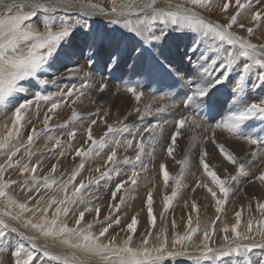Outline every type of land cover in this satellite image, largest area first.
Masks as SVG:
<instances>
[{
	"label": "rangeland",
	"instance_id": "obj_1",
	"mask_svg": "<svg viewBox=\"0 0 264 264\" xmlns=\"http://www.w3.org/2000/svg\"><path fill=\"white\" fill-rule=\"evenodd\" d=\"M15 2L17 4L23 3V1ZM117 2L119 3L120 0H117ZM160 2L166 7L168 4H183L184 0H160ZM77 4L80 7H88L89 4H94L100 8L110 10L112 0H77ZM6 6L7 4L2 5L0 11H4ZM220 6L221 0H212L211 9L197 7L193 10L202 11L211 17L214 16L213 18L217 23H226V18L219 11ZM187 7H191V5H187ZM260 7H264V5ZM253 8L255 10L260 9H257L256 0H253ZM51 10L45 12L36 9V15L30 17L26 23L43 32L42 22L45 19L55 21L56 27L52 29L53 31L58 30L60 22L63 21L64 24L70 26L72 31L66 41L61 42L57 47L44 71L38 73L37 77L20 82V85L29 89V91L14 95L17 98L24 96L31 99L36 91H40L55 98L58 93L66 92L69 87H76L75 84L77 83H79L77 87L80 88L83 80L87 82L90 79L92 85L86 87L84 94L79 97L64 98L62 106L54 113L47 112L50 105H46L44 102H41L38 106L33 104L26 113L25 120L21 125L20 143L26 146V150L22 149L14 160H21L22 164L38 165L35 173L38 180H42L46 176H53L57 181L67 180L82 162L81 157L75 156V150L78 148L86 149L91 143L87 140V135L92 120L97 121L91 127V134L97 140L104 136L109 124L122 127L120 121H123V124L134 126L132 130L135 131V128H143L150 124L159 123L163 127L159 142L154 147L146 145L147 152L150 153V155H142V162L147 166L146 170H140L137 185L131 186V194L127 196L121 208L116 211L115 209H109L108 205L114 203L111 200V192L115 185L127 180V177L131 174L132 167L130 164H120L118 173H112L101 180L98 185L91 186L87 190L88 193L95 194L96 198L92 200V207H99L101 213L98 220L95 219L94 211L86 213L82 223L84 225L94 224L95 227L92 230L98 233L105 217L110 215L113 218L118 217L121 222L119 224L113 223L106 236L109 239L116 238L117 242H122L128 235L127 223L131 221L133 216H136L138 219L137 230L134 234L136 245L142 243V238L149 239V248L158 247L162 240L165 238L167 240L166 251L162 258L157 261V264H264V236L258 231V221L264 220V216L256 207L258 203L264 202V184L256 178L260 170L264 171V154L255 159L253 166L251 165L248 168L245 175H241L229 185V197L226 204L221 206L222 210L219 213L216 212L215 201L211 198L207 188L197 187L198 181L207 184L208 187L217 191V198H221L219 190L211 183L210 178L204 175L203 169L199 165V154L202 150L208 153L206 162L221 178H228L236 174V166L224 160L211 142L213 136L218 143L224 144L241 163L250 160L251 151L256 150L255 146L247 144L242 139H236L230 133L222 130L213 132L211 127L229 114V109L232 108L234 103L232 82L237 78L239 68L242 65L238 62L232 69H225V71H231L229 78L223 84L210 88L208 95L202 98L203 103L193 101L191 104L185 105L183 100L186 98L188 91L185 87L187 81H195L203 72V69L198 70L196 68L200 53L203 52L205 56L212 57L217 61L221 59L220 56L208 50L207 44L193 41L192 33L177 32L173 30L174 26L164 25L157 21L154 28L156 35H161L160 30L162 28L165 29V35L161 39L147 44L134 33L127 31L123 26V18H121L120 23L113 24L111 23L112 18L109 16L108 19L103 18L106 15L105 13L99 15L103 20H94L88 16L81 18L76 14H70L72 12ZM234 10V7L231 8L228 15H232ZM24 11H32V9L25 7ZM248 15L249 13L246 12L239 19V23L251 27L252 25L247 20ZM232 31L250 40L253 44L264 45V25H261L252 36H249L246 30L240 29L238 26L234 27ZM195 44H199L197 51H189ZM224 47L230 48L228 45ZM87 53L96 55L91 62L92 65L83 61V64L90 65H87L88 70L79 72L73 69L75 63H79L76 62L77 59L80 58L81 61ZM240 59L244 61L245 58ZM208 66H211V60L208 61ZM56 67H61L60 75L53 73L56 71ZM222 72L223 69L220 72H213L212 76L219 78ZM262 72H264V69L257 67L251 69L246 79L245 91L242 94L243 104L238 106L264 99V82L259 79ZM40 81L48 82L41 83ZM72 82H74V85H68ZM59 83L61 85H58ZM100 85H106L104 91H100ZM127 87H132L137 92L142 93L139 102L134 99L131 93L126 91ZM161 96L163 99L160 98ZM145 107L150 108L151 114L144 115L141 119L140 114L135 112L137 108L143 110ZM160 107L165 110L157 112L156 109ZM3 108L4 106H0V109ZM12 110V104L7 105V110H0V136L5 134V125L11 127ZM73 111L77 113L78 119L66 124L71 120ZM46 114L52 117L49 120L47 133L44 132L43 123ZM136 114L137 116H135ZM188 116L192 117V120L198 122L201 126L196 127L195 124L186 123L177 137L172 156H169L166 153L171 133L175 131V121ZM32 129H36L39 135L36 136L31 146L27 147V136ZM73 130H75L76 135L72 141H69L67 132ZM241 132L257 138L256 132H264V118L256 116L246 121L241 126ZM48 136L59 137L61 144L53 147L55 140H48ZM121 138L132 137L128 133L116 135V139ZM136 139H139V137H136ZM13 143H16V141H13ZM114 146L109 143L99 156L84 158V167L79 170L74 183L77 185L81 181L87 183L90 178L98 177L99 173L95 171L97 168L105 171V161ZM116 151L119 161H123L125 157L134 159L136 154L134 145L128 149L117 147ZM29 152L33 154L31 157L28 155ZM62 152L63 155H61ZM5 159L6 156L0 155V164L4 163ZM185 159H187V163L181 164L180 162ZM52 165L57 166L54 173L52 172ZM161 165H164V170L169 174L167 185L164 183ZM31 175L33 174L21 175L17 170H7L4 179L5 181L21 182ZM173 178L179 179L182 186L177 189V196L170 202L169 208L165 211L163 198L165 195H171L174 186ZM256 182L258 183L256 184ZM244 184H248V187H245ZM257 185L260 186L257 187ZM126 187L128 186L126 185ZM149 193L153 195L152 209L155 218L153 225H150L147 216V197ZM258 194L259 196H257ZM9 195L13 196L18 203H26L29 207H34L41 197H43L41 201L43 206L49 199H62L64 193L56 190V186L48 190L41 188L39 191L29 192L23 184L18 183L10 188ZM115 202H118V200ZM186 202L187 204H185ZM194 202L197 204L196 212L192 211ZM0 210H3L2 203H0ZM236 211L242 212L238 231L242 234L245 233L248 221L252 220V232L249 234L248 241L241 240L237 244L226 247L223 237L225 235L231 236L230 229L235 224L234 214ZM162 212H164L163 216H161ZM24 216L26 219H37L33 218L31 213H25ZM190 217L192 227H197L198 221L197 233L194 234L192 241H185L182 245L176 244L173 246V240L176 237L187 233ZM217 217L219 219H216ZM66 222L70 227L74 226V219L71 215L67 217ZM206 226L209 229V241H204L203 232ZM19 227L21 231H28L23 229L22 225ZM224 227L229 228L228 233L222 230ZM149 233H151L150 237L148 236ZM157 237L160 239L158 240ZM42 242L45 246L50 247V250L62 254H72L74 251L60 244L59 241L53 242L49 239ZM104 242L108 243V239H105ZM203 243H208L211 248L222 250L228 254L222 255L221 251H217L214 255L205 258L201 255ZM20 244L30 247V243L27 240H22L19 233H8L6 237L0 239V245L3 246V251L0 252V260H3L5 264H12L11 252ZM170 253L172 254L170 255ZM175 253L181 254L177 255ZM36 254L39 255L40 253ZM75 254L80 256L84 264H99V257L84 256L79 252ZM37 264H42V261L38 259Z\"/></svg>",
	"mask_w": 264,
	"mask_h": 264
},
{
	"label": "snow or ice",
	"instance_id": "obj_2",
	"mask_svg": "<svg viewBox=\"0 0 264 264\" xmlns=\"http://www.w3.org/2000/svg\"><path fill=\"white\" fill-rule=\"evenodd\" d=\"M3 4L4 0H0V6ZM187 5H191V7H187ZM211 5L212 0H184L183 4H168L166 7L158 4L157 0H150V2L149 0H120L119 3L117 0H112L110 14L116 17L111 20V23H120L121 18H123V26L127 31L140 37L144 43L151 44L152 41L161 39L165 35V29L163 28L160 30V36H157L154 31L156 22L159 21L161 24L174 26L173 30L177 32L192 33L193 41L207 44L209 51L221 57L217 61L212 57L205 56L203 52L200 53L196 68L198 70L203 69V72L195 81H187L185 87L188 91L186 98L183 100L185 105H189L193 101L203 103L202 98L208 95L210 88L223 84L229 78L231 71H225V69H232L238 62L242 65L239 68L237 78L232 82L233 106L229 109L228 115L211 127L213 132L222 130L230 133L238 140L243 139L247 144L256 146V150L251 151L250 160L241 163L225 145L218 143L213 136L211 142L218 149L220 155L224 160L236 166V174L228 178H221L212 170L206 162L208 155L206 151L202 150L199 154V165L203 169L204 175L210 178L211 183L219 190L221 198H217V191L208 187L207 184L198 181L197 187L207 188L211 198L215 201L216 212L219 213L222 210L221 206L226 204L229 197V185L241 175H245L255 159L264 154V140L241 132V126L246 121L256 116L264 118V99L238 106L243 104L242 94L245 91L246 79L251 69L253 67L264 69V45L253 44L250 40L232 31L234 27L238 26L240 29L246 30L249 36H252L261 25H264V7H260L264 5V0H256V6L260 10L253 8V0H221L219 11L226 18V23L211 21L193 11L197 7L211 9ZM77 6H79L77 0H64L62 4H57L56 0H47V2H44V0H23V3L20 4H17L15 0H9L4 11H0V106H4L0 110H7V105H13L11 127L5 125V134L0 136V155L6 156L4 163L0 164V203L3 204V210H0V239L6 237L8 233H19L22 240H27L30 243V247L20 244L11 252L12 264H37L38 259L42 261V264H84L80 256L75 254L76 252L84 256L99 257V264H157V261L162 258L166 251L167 240L166 238L162 240L158 247L149 248V239L142 238V243L136 245L134 239L138 224L136 216H133L131 221L127 223L128 235L122 242H117L116 238L109 239L106 236L113 223L119 224L121 222L118 217L113 218L111 215L105 217L98 233L92 230L95 227L94 224L84 225L82 222L86 213L94 211L97 220L101 213L99 207H92V200L96 198L95 194L88 193L87 190L91 186L98 185L101 180L112 173H118L120 164H130L132 167L131 174L127 177V180L115 185L111 192V200L114 203L108 205L109 209H115L116 211L121 208L127 196L131 194V186L137 185L140 170H146L147 166L142 162L143 154L150 155L147 152L146 145L154 147L159 142L163 133V127L159 123L150 124L143 128H135V131L132 130L134 126L123 124V121H120L122 127L109 124L107 125V132L97 140L91 134V127L97 121L92 120L87 135V140L91 143L86 149L78 148L75 150V156L81 157L82 162L67 180L57 181L53 176H46L42 180H38L35 175L38 165L22 164L21 160H14L22 149L26 150V146L20 143L21 125L25 120L26 113L33 104L38 106L41 102H44L46 105H50L47 112L54 113L62 106L64 98L79 97L84 94V89L89 86L82 82L80 88L73 86L66 92L58 93L55 98L40 91H36L31 99L24 96L17 98L14 95L29 91V89L21 86L20 82L37 77L38 73L44 71L57 47L61 42L66 41L72 31L70 26L64 24L63 21L60 22L58 30L53 31L52 29L56 27L55 21L45 19L42 22L43 32L36 30L33 25L26 22L29 21L30 17L36 15V9L47 12L50 8L63 7L71 9ZM25 7H30L32 11H24ZM233 7L235 10L229 16L228 12ZM88 8L104 12L103 8H98L96 5L89 4ZM246 12L249 13L247 20L252 25L251 27L239 23V19ZM105 14L108 15V13ZM225 45L230 46V48H225ZM198 48L199 44H195L189 51L196 52ZM240 58L245 59L241 61ZM209 60H211V66H208ZM221 69H223V72L219 78L212 76L213 72H220ZM259 79L264 82V72L261 73ZM40 82L47 83L48 81ZM105 87L106 85H100V91H104ZM126 91L131 93L137 102L141 100L142 93L137 92L134 88L127 87ZM160 98L163 99L162 96ZM164 110L163 107L156 109L157 112H163ZM136 112L140 114L141 119L144 115L151 114L148 107L143 110L137 108ZM51 118V116L45 115L43 121L45 133L48 132V124ZM77 119V113L73 111L71 120L66 124ZM186 123L195 124L196 127L201 126L198 122L193 121L190 116L177 119L175 121V131L171 133L167 148L169 156H172L177 137ZM119 133H128L132 138L116 139V135ZM38 135L37 130L32 129L27 136V147L31 146ZM75 135V130L67 132L69 141H72ZM136 137H139V139H136ZM48 140H55L53 147L61 144L59 137L48 136ZM13 141H16V143H13ZM109 143L115 146L105 161L106 170L101 171L100 168H97L95 171L99 173L98 177L90 178L87 183L81 181L78 185L75 184L74 181L77 179L79 170L84 167L83 159L99 156ZM133 145L136 149L134 159L125 157L123 161H119L116 148L124 147L128 149ZM28 155L31 157L33 154L29 152ZM61 155H63V152ZM180 163L186 164L187 159ZM56 167V165H52L53 173L56 171ZM7 170H17L21 175L26 173H32L33 175L26 177L21 182L5 181L4 176ZM161 172L163 173L164 183L167 185L169 174L164 170V165H161ZM256 178L264 184V171H260ZM173 179L174 186L171 195H165L163 198L165 211L169 208L170 202L177 196V189L182 186L179 179ZM18 183L23 184L29 192L39 191L41 188L48 190L56 186V190L63 192L64 196L62 199H49L43 206L41 204L43 197H41L34 207H29L26 203H18L13 196L9 195L10 188ZM118 194H120L119 197ZM117 200L118 202H115ZM152 204V195L149 193L147 197V216L150 225L155 222ZM256 207L264 216V202L258 203ZM192 211H197L195 202L192 204ZM25 213H31L32 217L37 219H26ZM69 215L74 219V226L71 227L66 222ZM163 215L164 212L161 213V216ZM234 215L235 224L230 229L231 236L225 235L223 237L226 247L237 244L241 240H248L250 238L249 234L252 232V220L248 221L245 233L239 232L238 226L241 223L242 212L236 211ZM216 219H219V217ZM20 225L28 231H21ZM188 225L187 233L176 237L173 240V246L176 244L182 245L185 241H192L194 234L198 231L199 224L197 221V227H192L190 217ZM222 230L225 233L229 232L227 227ZM258 231L264 236V220L258 221ZM148 236L150 237L151 233ZM203 236L204 241H209L210 235L207 226L204 229ZM49 239L53 242L59 241L60 244L74 250L73 253L62 254L50 250V247L45 246L42 242ZM105 239H108V243L104 242ZM157 239L160 238L157 237ZM202 247L203 252L201 255L205 258L214 255L217 251H221L222 255L228 254L222 250L211 248L208 243H203ZM2 251L3 246L0 245V252ZM36 253L40 254L37 255ZM175 254L179 255L181 253ZM0 264H5V262L0 260Z\"/></svg>",
	"mask_w": 264,
	"mask_h": 264
},
{
	"label": "bare ground",
	"instance_id": "obj_3",
	"mask_svg": "<svg viewBox=\"0 0 264 264\" xmlns=\"http://www.w3.org/2000/svg\"><path fill=\"white\" fill-rule=\"evenodd\" d=\"M15 1H23V0H15ZM9 2V0H4V4H7ZM44 2H47V0H44ZM64 2V0H56V3L57 4H62ZM149 2H150V0H149ZM157 3L158 4H160L161 6H163L162 5V3L160 2V0H157ZM3 4V5H4ZM94 5V4H93ZM0 7H2V6H0ZM98 8H100L99 6H97ZM50 9H52L51 11H58V12H72V13H70V14H76L77 16H79V17H81V18H83V17H85V16H88L89 18H91V19H102L103 20V18L104 19H108V16L110 17V18H112V19H114V18H116V17H113V16H111V14H110V10H107V9H104V12L103 13H108V15H104L103 16V18L102 17H100L99 15H101V14H103L102 12H99L98 10H96V9H91V8H88V7H80V6H77V7H75V8H71V9H67V8H63V7H55V8H50ZM258 9V8H257ZM260 10V9H259ZM193 11H196V12H198L200 15H202V16H204L206 19H209V20H211V21H216L213 17H211L209 14H205V13H203L202 11H199V10H193ZM214 15V14H213ZM72 16H75V15H72ZM81 18H80V20H81ZM120 35V34H119ZM190 53V52H189ZM78 55V54H77ZM95 54H93V53H87V55L85 56V57H82V59H81V61H80V58L79 59H77V61L76 62H79V63H75V68H73V69H75L76 71H79V72H81V71H87L88 70V68L89 67H87V65H89L94 59H95ZM72 58V57H71ZM89 58H90V61H89ZM83 61L85 62V63H89V64H87V65H85V64H83ZM96 61V60H95ZM75 62V61H74ZM145 62V61H144ZM193 62V61H192ZM59 64V63H58ZM91 65H92V63H91ZM90 66V65H89ZM115 66V65H114ZM62 67V66H61ZM61 67H59V68H57L56 69V71H54L53 73H56V74H59L60 75V71H61ZM49 72H51V71H49ZM63 72H64V70H63ZM78 72V73H79ZM85 73H87V72H85ZM75 74H77V73H75ZM59 75H58V77H59ZM64 75V74H63ZM56 76V75H55ZM57 77V78H58ZM82 77V76H81ZM84 77V76H83ZM124 77V76H123ZM60 78H61V76H60ZM63 78V77H62ZM64 78H66V77H64ZM85 78V77H84ZM83 78V79H84ZM54 80H56V79H54ZM97 80V79H96ZM98 81V80H97ZM54 82V81H53ZM74 82H76V81H74ZM74 82H72V83H70V84H68V85H74ZM83 82L84 83H86L87 85H92V81L89 79L87 82H86V80H83ZM55 83V82H54ZM58 83V82H57ZM82 83V82H81ZM100 83V82H99ZM129 84V83H128ZM58 85H61L60 83L58 84ZM64 86H65V84H63ZM67 85V86H68ZM76 85V87L79 85V83H77V84H75ZM81 85V84H80ZM94 87V86H93ZM58 88V87H57ZM70 88V87H69ZM78 88V87H77ZM66 89V88H65ZM88 89V88H87ZM85 91H87V90H85ZM91 96V95H90ZM75 97V96H74ZM85 97V96H84ZM153 97V96H152ZM115 99V98H114ZM86 100H88V99H86ZM120 100V99H119ZM98 101V100H97ZM116 101V100H115ZM112 103V102H111ZM181 103V102H180ZM147 106V105H146ZM84 107V106H83ZM85 110V109H84ZM141 110H142V108H141ZM7 112V111H6ZM131 113V112H130ZM135 113H137V112H135ZM138 114V113H137ZM137 114L135 115V116H137ZM132 115V114H131ZM132 119V118H131ZM257 127V126H256ZM259 129V128H258ZM258 131V130H257ZM223 134V133H222ZM217 135V134H216ZM221 135V134H220ZM256 136H257V139H260V140H263V135H264V132H262V133H257L256 132V134H255ZM230 138V137H229ZM243 140V139H242ZM227 141V140H226ZM245 142V141H244ZM224 145V144H223ZM248 147V146H247ZM256 147V146H255ZM245 149V148H244ZM167 154V153H166ZM241 154V153H240ZM239 154V155H240ZM248 154V153H247ZM246 159V158H245ZM171 160V159H170ZM173 162V161H172ZM129 165V164H128ZM253 166V165H252ZM260 166V165H259ZM255 168V167H254ZM261 168H263V167H261ZM256 170V169H255ZM260 170V169H259ZM259 170H257V171H259ZM264 170V169H263ZM252 171V170H251ZM261 171V170H260ZM253 172V171H252ZM245 177V176H244ZM250 181V180H249ZM251 182V181H250ZM247 183V182H246ZM258 182H256V184H257ZM248 184H244V186L245 187H248L247 186ZM253 186V185H252ZM258 186H260V185H257V187ZM253 188V187H252ZM261 188V187H260ZM255 189H256V187H255ZM254 189V190H255ZM259 190V189H258ZM261 191V190H260ZM150 192V191H149ZM263 192V191H262ZM153 193V192H152ZM155 193V192H154ZM157 193V192H156ZM256 193H257V191H256ZM153 196V195H152ZM253 196V195H252ZM257 196H259V194L257 195ZM104 197V196H103ZM157 198V197H156ZM188 198V197H187ZM107 199V198H106ZM186 201V200H185ZM258 201V200H257ZM185 204H187V202L185 203ZM246 241H248V240H246ZM250 242V241H249ZM223 245V244H222ZM231 261V260H230ZM250 261V260H249ZM252 263V262H251ZM260 263V262H259Z\"/></svg>",
	"mask_w": 264,
	"mask_h": 264
}]
</instances>
